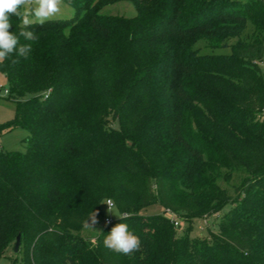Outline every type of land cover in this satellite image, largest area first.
<instances>
[{
	"label": "trees",
	"instance_id": "trees-1",
	"mask_svg": "<svg viewBox=\"0 0 264 264\" xmlns=\"http://www.w3.org/2000/svg\"><path fill=\"white\" fill-rule=\"evenodd\" d=\"M117 1L64 0L73 16L29 18L28 59L0 61L16 101L4 130L28 131L25 152L0 149V257L20 234L24 264H264V0L102 11ZM107 199L123 219L84 236ZM156 202L187 220L230 209L190 237L139 213ZM118 223L140 238L132 255L103 245Z\"/></svg>",
	"mask_w": 264,
	"mask_h": 264
},
{
	"label": "rangeland",
	"instance_id": "rangeland-1",
	"mask_svg": "<svg viewBox=\"0 0 264 264\" xmlns=\"http://www.w3.org/2000/svg\"><path fill=\"white\" fill-rule=\"evenodd\" d=\"M106 13L111 14H120L125 16H133L136 14V9L134 5L127 1H117L115 3L109 4L104 7L102 10ZM75 13L74 8L67 4L63 3L61 6V11L53 16L52 18H69L73 16ZM33 19L34 17H30ZM35 19V18H34ZM9 84L7 76L0 70V149L3 150H18L25 152L27 148V137L28 131L23 127H16L11 130H4V125L12 120L15 116L16 111V101L9 96ZM26 94L23 98L28 97ZM257 117L260 119H264V110L257 112ZM236 179L233 183H236ZM230 209V204L224 205L219 214L210 216L209 218H205L202 216H194L191 220H187L183 216L172 215L173 219L178 220L179 225L176 226L178 234H183L188 232L190 237H203L208 236L209 232L212 230L218 229V222L221 217ZM112 211L120 215L119 209L114 205L112 207ZM166 209L164 206L159 203L150 204L140 210V214L144 216L154 215V214H162L165 213ZM97 214V224L95 225L93 230L86 229L83 227L82 234L86 237H91L95 239V237L100 232L102 226L105 223V218L116 219L117 215L108 211V206L103 203L101 208L95 212ZM166 215L171 216L168 211H166ZM0 264H24V252L15 251L13 246L10 249L6 250L5 256L0 257Z\"/></svg>",
	"mask_w": 264,
	"mask_h": 264
},
{
	"label": "clouds",
	"instance_id": "clouds-1",
	"mask_svg": "<svg viewBox=\"0 0 264 264\" xmlns=\"http://www.w3.org/2000/svg\"><path fill=\"white\" fill-rule=\"evenodd\" d=\"M64 0H0V61L8 57L15 56L28 59L32 52V43L38 40L37 35L27 26L32 23L30 17L35 18V22L43 25L47 20L61 11ZM10 15L17 16L25 26L18 34L10 31L12 22ZM21 37L31 43H21ZM18 59H13L12 63H18ZM108 205V211H112V201H101ZM115 214V213H114ZM117 215V214H115ZM97 214L90 212L83 221V227L93 230L97 224ZM121 220L123 217L117 215ZM103 245L106 249L121 255H132L141 247L140 238L129 230L126 223L115 225L110 234L104 237Z\"/></svg>",
	"mask_w": 264,
	"mask_h": 264
},
{
	"label": "built area",
	"instance_id": "built-area-1",
	"mask_svg": "<svg viewBox=\"0 0 264 264\" xmlns=\"http://www.w3.org/2000/svg\"><path fill=\"white\" fill-rule=\"evenodd\" d=\"M108 200H111V199H107L106 202H107ZM111 201H112V200H111ZM105 204H106V203H105ZM106 205H107V204H106ZM112 205L114 206V202H113V201H112ZM107 206H108V205H107ZM168 212H169V214L171 215L170 218L173 220L175 226L179 225L178 220L172 218V215H175V214H174L173 212H171V211H168ZM110 221H111L110 218H107V217L105 218V222H106V223H109Z\"/></svg>",
	"mask_w": 264,
	"mask_h": 264
},
{
	"label": "water",
	"instance_id": "water-1",
	"mask_svg": "<svg viewBox=\"0 0 264 264\" xmlns=\"http://www.w3.org/2000/svg\"><path fill=\"white\" fill-rule=\"evenodd\" d=\"M20 243H21V235L18 234L17 237H16L15 245H14V250L15 251H18L19 250Z\"/></svg>",
	"mask_w": 264,
	"mask_h": 264
}]
</instances>
